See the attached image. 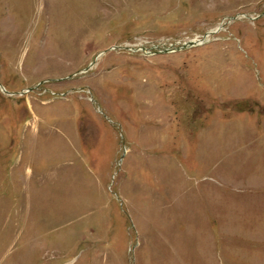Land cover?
Returning a JSON list of instances; mask_svg holds the SVG:
<instances>
[{
    "label": "rangeland",
    "instance_id": "1",
    "mask_svg": "<svg viewBox=\"0 0 264 264\" xmlns=\"http://www.w3.org/2000/svg\"><path fill=\"white\" fill-rule=\"evenodd\" d=\"M0 264H264V0H0Z\"/></svg>",
    "mask_w": 264,
    "mask_h": 264
},
{
    "label": "water",
    "instance_id": "2",
    "mask_svg": "<svg viewBox=\"0 0 264 264\" xmlns=\"http://www.w3.org/2000/svg\"><path fill=\"white\" fill-rule=\"evenodd\" d=\"M195 44H196L195 42H190V43L184 44L183 46H181V47H179V48H176V50H178V49H183V48H185V47H187V46H191V45H195Z\"/></svg>",
    "mask_w": 264,
    "mask_h": 264
}]
</instances>
